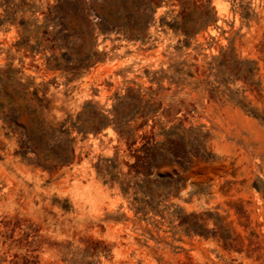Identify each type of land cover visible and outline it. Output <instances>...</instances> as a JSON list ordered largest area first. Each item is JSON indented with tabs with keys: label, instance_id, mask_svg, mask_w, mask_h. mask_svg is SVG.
I'll list each match as a JSON object with an SVG mask.
<instances>
[{
	"label": "rangeland",
	"instance_id": "rangeland-1",
	"mask_svg": "<svg viewBox=\"0 0 264 264\" xmlns=\"http://www.w3.org/2000/svg\"><path fill=\"white\" fill-rule=\"evenodd\" d=\"M0 264H264V0H0Z\"/></svg>",
	"mask_w": 264,
	"mask_h": 264
},
{
	"label": "trees",
	"instance_id": "trees-1",
	"mask_svg": "<svg viewBox=\"0 0 264 264\" xmlns=\"http://www.w3.org/2000/svg\"><path fill=\"white\" fill-rule=\"evenodd\" d=\"M39 155L42 156L43 158H49L50 156L49 153L42 152V151L39 152Z\"/></svg>",
	"mask_w": 264,
	"mask_h": 264
}]
</instances>
